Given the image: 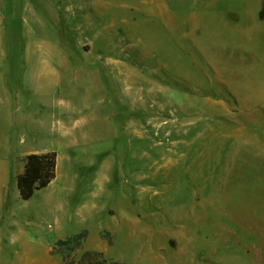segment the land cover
<instances>
[{"label": "rangeland", "instance_id": "obj_1", "mask_svg": "<svg viewBox=\"0 0 264 264\" xmlns=\"http://www.w3.org/2000/svg\"><path fill=\"white\" fill-rule=\"evenodd\" d=\"M0 19V130L23 144L0 264H61L82 230L76 260L264 264V0H1ZM51 151L21 201L24 157Z\"/></svg>", "mask_w": 264, "mask_h": 264}, {"label": "trees", "instance_id": "obj_2", "mask_svg": "<svg viewBox=\"0 0 264 264\" xmlns=\"http://www.w3.org/2000/svg\"><path fill=\"white\" fill-rule=\"evenodd\" d=\"M57 154L46 152L29 154L24 157L21 173L15 177V186L21 201L30 200L35 192L45 189L56 175ZM88 232L82 230L65 240H58L54 244L51 254L57 250L61 257V264H124L108 261L99 251H83L76 260L73 254L81 250L87 238ZM103 239L111 244L109 233L103 235Z\"/></svg>", "mask_w": 264, "mask_h": 264}, {"label": "crops", "instance_id": "obj_3", "mask_svg": "<svg viewBox=\"0 0 264 264\" xmlns=\"http://www.w3.org/2000/svg\"><path fill=\"white\" fill-rule=\"evenodd\" d=\"M41 1L43 2L44 0H41ZM0 5H1V0H0ZM4 109L6 110H4V113L2 115L3 116L5 115L4 117L6 119L5 123L7 127L11 125V122H10V114H11L10 112L11 111L8 110L6 107ZM12 138H13L12 134L9 133L7 130H4L3 132H1L0 130V197H1L2 183L3 181H6V175L9 174V171H7V166L9 164V161L7 159H3L2 156H8V155L16 153V151L18 149H21L23 145V144H20V145L14 146ZM0 204H1V199H0Z\"/></svg>", "mask_w": 264, "mask_h": 264}]
</instances>
